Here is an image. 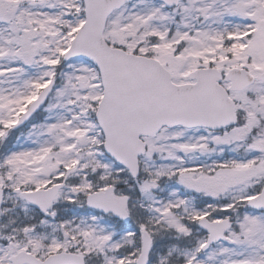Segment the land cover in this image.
Listing matches in <instances>:
<instances>
[{"label":"snow or ice","instance_id":"snow-or-ice-1","mask_svg":"<svg viewBox=\"0 0 264 264\" xmlns=\"http://www.w3.org/2000/svg\"><path fill=\"white\" fill-rule=\"evenodd\" d=\"M0 264H264V0H0Z\"/></svg>","mask_w":264,"mask_h":264}]
</instances>
